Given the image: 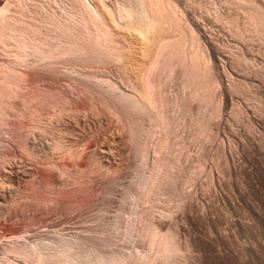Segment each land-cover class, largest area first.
<instances>
[{"label": "bare ground", "instance_id": "bare-ground-1", "mask_svg": "<svg viewBox=\"0 0 264 264\" xmlns=\"http://www.w3.org/2000/svg\"><path fill=\"white\" fill-rule=\"evenodd\" d=\"M204 20L217 26L223 38L215 39L216 33ZM57 62L64 64V69L59 71ZM105 63L114 64L117 80L97 71V66ZM240 68L245 69L241 75L264 83V0H0V172L21 160L28 167L35 166L28 183L19 185L15 197L8 201L9 210L19 204L12 215L29 211L27 215L35 224L45 220L36 209L89 208L94 188L104 193L115 186L120 167L112 163L115 168L107 157L109 162L103 160L91 141L65 122L68 117L77 123L79 116L86 118L89 113H103L122 123L126 143L138 161L125 189L132 193L136 186L138 198L145 203L134 209L135 217L125 227L134 231L138 240L132 247L109 246L113 241L110 236L118 233V217L106 222V235L101 233V237L93 235L99 228L90 235L87 227V235L59 232L28 238L29 232H23L26 237L16 230L32 222L27 219L29 223L19 221L15 228L5 224L2 230L0 226V264H188L189 257L183 252L188 243L179 238L176 228H165L158 221L170 215L171 207L182 206L186 186L206 169L202 167L205 141L210 142L218 132L222 105L231 102L230 113L238 119L243 109L232 100L236 94L256 102L255 110L264 114V94H258L255 90L259 87H252L248 79L234 76ZM170 82H176L174 92L168 88ZM261 90L258 92L263 93ZM251 124H246L247 130ZM179 125L187 127L188 141L205 144L200 145L203 149L199 146L201 153L188 156L185 163L173 147L178 144L179 149L187 150V140L184 135L177 142L171 137ZM151 145H155L153 157H149ZM84 175L94 185H87ZM69 181L74 185L65 187ZM2 182L0 179V185ZM160 196H164L166 207L156 210L154 202L159 203L155 200ZM155 215L160 217L158 221Z\"/></svg>", "mask_w": 264, "mask_h": 264}, {"label": "rangeland", "instance_id": "rangeland-1", "mask_svg": "<svg viewBox=\"0 0 264 264\" xmlns=\"http://www.w3.org/2000/svg\"><path fill=\"white\" fill-rule=\"evenodd\" d=\"M204 22L206 24L205 20H204ZM206 26L208 28H211V30L214 33H216L213 35V37H215V39H216V37L219 40H220V38L221 39L223 38V36H221L222 32L219 30V28L217 26H210L208 23L206 24ZM217 34H219V35H217ZM252 58H256L257 61L262 62V58H260L258 56L253 55ZM225 60H227V59L223 57V62L226 63ZM59 64H60V62L59 63L57 62L56 67L59 71H61V68L64 69L63 68L64 64H62V63L60 65ZM105 64H106V66H105ZM105 64H103V65L101 64L102 66H97V69H98L97 71H99V73H100V71H102L105 75H107V76L110 75L111 79L117 80L118 79L117 72H116L117 69H116V67L113 66L114 64H108V63H105ZM219 64H221V63L219 62ZM61 65H62V67H61ZM105 69H106V71H105ZM242 70H245V69H242ZM242 70H241V68L239 70H237L236 73L234 74V76L236 75L235 77L245 79V80L248 79V81H251L249 83L252 84V87H253V84H255L259 87V88H257L258 90L262 89L261 92H263V93H260V92H258V90H255L258 94H264V83H262L261 81L256 79L254 76L249 77V76H244L242 74L243 77H245V78H243L241 73H240V72H242ZM114 77H115V79H114ZM253 80H255V81H253ZM60 82L63 83L62 81H60ZM60 82H57L56 84L58 85ZM61 83H60V85H61ZM175 83L170 82L168 84V88H169V90H171V92H172V90H173V92L176 90V88H175L176 84ZM170 84H172V85H170ZM259 85H261V86H259ZM257 86H255V87H257ZM170 88H172V89H170ZM220 89H221V91L223 90L222 85H220ZM222 92H224V91H222ZM232 96H231L232 100H234L233 102H235L236 105H239L240 107L239 106L238 107L241 108V110L243 109L242 110L243 116L241 115L242 117L240 116L238 119H235L232 117V115L230 113L231 102L228 105H225V106L222 105V108H221L220 114H219V118H218L219 123L221 125L218 126V132H217L216 136L214 137L215 139L213 138L215 141L213 139H211L210 142H209V140H207V141L204 140L205 144L208 143L206 146H205L204 142H202L205 146L204 148H207L206 153L204 154L205 156L203 157L204 160L202 159L203 160L202 167L204 165H205L204 167H206V169H203L205 172L204 171H203V173L201 172L200 176L198 174L197 177H195V179L193 180V182H191L192 184L190 183L191 185L189 184L188 186H186L185 191H183V195H184V193H185V195H184V198L182 199V206L180 208H177V209H180L179 211H177V209L175 207H171V210L172 209L173 210L171 211L169 216L163 218L165 220H163L162 218L160 219V217H159L160 221H158L159 220L158 216L157 215L154 216L156 218V221H158V222L162 221L161 226H163L165 228H171V227L176 228L179 231V232L177 231L178 236H180L179 238H181V240H185L186 243H188L189 246L187 245L186 249L188 250L190 248L189 251L187 252L186 249H185V251L183 250V252L185 254L187 253L186 255L189 257V258L187 257L188 260L186 262L188 264H264V139H263L264 138V114L259 113V111L257 109L255 110V107H254L255 105H253V104L256 102L244 100L241 96L236 95V94H233ZM231 97H230V99H231ZM263 108H264V105H263ZM263 113H264V111H263ZM91 114L90 113L87 114L88 118L87 117L83 118V116H79L77 119V123L74 122V119L68 118V117H67L65 122L66 123H68V122L72 123L71 125L73 127H75V129H76L75 131H77L76 133H78V134L82 133L83 135H85L86 138L89 139V141H91V143L93 144L92 148L96 147L97 151L99 153H101L102 159L103 158L106 159V160L105 159H103V160H105L107 162H109L108 160H110L111 164L113 163L117 168L120 167L117 169V172L115 173V177L117 175L119 176V177L117 176L115 181L117 180V182H120V183L115 182V184H114L115 186L112 185V186H110V188H107L106 191L104 192V193H106L108 191L106 193V195L104 193H100V191L98 189L96 190L97 187L94 188V190H93L94 195H92V197H91V201L88 205L89 208L88 207L85 208V205L84 206L80 205L81 207L77 206L78 208L75 207L76 209L75 208L70 209V210L66 209V211H65V209L62 211H56V210L50 211L51 209H47V208L36 209V212H38L39 218L42 219V216H43V219L45 218V220L40 221L41 223L36 222L34 224V222L30 219V216L27 215V214H29V211H23L24 213L21 212L20 215L16 214L17 216L16 215L14 216V214L12 215V213L15 212V210L16 211L19 210V204H14L15 208L13 207L12 210H9L10 203H8V201H9V199H12L13 197H15V193H16L18 187L22 186L24 183H25L24 185H26L28 183V180L31 176V173H33V171L35 169V166H29L28 167L27 162L24 160L19 161V163L17 162V165L14 167L13 166H9V167L4 166V168L0 172V177H1L0 179L3 181L0 185V188H1L0 189V226L6 227L5 224H9V225L11 224L10 226H13V228H15L19 225V223H18L19 221H22L24 223L30 219L32 222L29 223V221H30L29 220L28 221L29 224L27 223L28 224L27 226L25 225L26 224L25 223L23 225L24 226L23 228H16V230L20 231V233H22V234H24V233L26 234L27 232H29L28 234H30V235L27 234L29 237L24 234L28 238H34V237L35 238H42L44 236L46 237L47 234L49 236H52L53 234L55 235L59 232H62V233L65 232L64 234H69V235H73V236L78 235L80 233H83V235H87L86 231L88 229L91 230V231L88 230V234L91 235L92 234L91 232L99 231L98 228L100 229V231L97 232L96 234L93 233V235L94 236L95 235L100 236L99 234H101V233H102V235L103 234L106 235V233H105L106 231L103 230L106 227V222H108V220L109 221L118 220L117 219V217H118L120 219L118 220L119 223H118V226H117L118 228L116 229V231L119 234L116 231H114L117 234H114V235L112 234V236H110V238H112L113 241L116 239L117 240L115 242L110 240L111 243L109 244V246L113 245L114 247L120 246V247L128 248V247H132L133 245H135V243L138 244V242L135 241V239H136L135 234L132 235L134 233V231L131 230L132 232L131 231L128 232V230H126V229L129 227L128 222H130L129 224H131L130 220L134 219V217H135V216L133 217V215L135 214L134 209L136 208L135 210H137V209L139 210V208H141V206H143V204H145V203L144 202L142 203V200L140 198H138V195H139L138 192L139 191H138V188L136 186H134L135 188H132L133 194L127 193L126 189H125V186H126L127 182L129 181V177H131L133 175L135 167L138 164L137 157L130 150L129 143H126L128 141L124 137L125 132H124V129L122 127V123L119 120L112 119L113 121H111V118H109L107 115H104L103 113H100V114L97 113L98 115H96V113H93L92 116H91ZM247 121L250 124L252 123L251 124V126H252L251 130H247V127H246V124L248 123ZM184 125H185V123H184ZM254 127H255V131H254ZM178 128L180 131L178 130ZM178 128L176 129V131H174V133L176 132L177 135L174 134V137L171 136L172 140L176 139L175 142H177V141H179V137H181L182 140L184 137V140H187V143H185V145L188 144L189 150L184 149L185 147L183 149H179L180 147L178 144L174 145L173 149H175V147H177L174 153L177 152L178 158H180V160L183 159V162L185 163L186 162L185 158H188V156H192V154L196 155L198 153V151H201L203 148H202V146H200L202 143L199 144V142L193 141V143H194L193 144L192 141L191 142L188 141L189 138H187L188 134H186V133H189V132L187 131L186 126L179 125ZM177 130H178V133H177ZM252 134H254V135H252ZM92 141H94V142H92ZM211 141H213V142H211ZM39 142H42V139L39 140ZM190 144H192V145H190ZM208 145H210V148ZM154 146L155 145H151V147H150L149 157H153L154 153H153L152 149L154 150V148H155ZM192 147H193V150L191 149ZM92 148H91V150H93ZM186 148H187V145H186ZM178 152H180L181 154ZM199 153H201V152H199ZM106 157L108 158V160ZM151 160L152 159L150 158L149 161H151ZM204 161H206V162H204ZM212 170H213V173H212ZM218 170L221 172L219 173ZM224 171L226 174L224 173ZM236 171H240V172H236ZM207 172L208 173L210 172V174H209L210 180L208 178L209 176H206ZM119 173L121 176L119 175ZM212 176L214 178H212ZM83 177H85L84 181L86 180L85 181L86 184L87 183L91 184V182L93 181V180L91 181L89 176L84 175ZM89 179H90V181H88ZM241 182H243V183H241ZM193 183H195L194 184L195 186L193 185ZM200 183H201V185H200ZM229 183H231V184H229ZM65 184H64V186L68 187V188H70L71 186L74 185V183L72 184L70 181L66 185ZM90 184H89V186H91ZM92 184L94 185V182H92ZM123 184H125V185H123ZM226 184L228 185V187ZM210 186H212V187H210ZM204 188H207V189H204ZM209 188L211 189V191ZM240 188H241V190H240ZM123 189L125 192L123 191ZM260 190H261V192H260ZM203 191H204V193H203ZM225 192H227V193H225ZM136 193H137V195H136ZM103 194H104L105 199L103 198ZM214 194L216 197L213 196ZM129 195H131V196H129ZM187 195H189V196H187ZM127 196H129V197H127ZM247 196H248V198H247ZM162 197H164V196H162ZM162 197L160 196L157 200H155L157 202L159 201V203L154 202V208L156 210H159V207H163L164 209L166 207L165 206L166 201L163 200L165 198H162ZM212 198H214V199L212 200ZM92 199H94V200H92ZM26 200L27 199L25 198V201ZM124 200H126L127 202L125 203ZM138 200H140V201H138ZM160 200H161V203H160ZM252 200H253V203H250V202H252ZM22 201H24V199H22ZM191 201H193V202H191ZM218 201L220 204L218 203ZM232 202H234V204H232ZM94 203H100V204H94ZM163 203H164V205H163ZM227 203H228V205H227ZM104 204H106V206ZM215 204H217V205H215ZM225 204L227 205V207ZM122 205L125 206V208ZM258 205L259 206L261 205L260 209H259ZM184 206H186L184 209L185 212L183 211ZM192 206H193V208H192ZM233 206L235 207V210H234ZM236 206H237V208H236ZM106 207H108V208H106ZM137 207H139V208H137ZM220 207H221V209H220ZM104 208H106V209H104ZM174 208H175V210H174ZM226 208H228V210ZM80 209L83 211H81ZM37 210H39V211H37ZM47 210H48V212H47ZM75 210H77V212ZM131 210H133V211H131ZM160 210H161V208H160ZM225 210H227V211H225ZM257 210L259 213L257 212ZM25 212H28V213H25ZM225 212H227V214ZM74 213H75V215H74ZM99 213H100V215H99ZM249 213H250V215H249ZM23 214H25V215H23ZM71 214H73V215H71ZM231 214H232V216H231ZM21 215H23V216H21ZM123 215H126V216L124 217ZM238 215H239V217H238ZM49 216H51V217H49ZM101 216H104V217H101ZM114 216H116V217H114ZM91 217H94V218H91ZM105 217H106V219H105ZM230 217H231V219H230ZM65 218H66V220H65ZM114 218H116V219H114ZM16 219H18V220L16 221ZM171 219H172V221H171ZM73 220H74V222H73ZM104 220H106V221L104 222ZM122 220H124L125 222ZM99 221H102L101 223L104 222L103 225ZM120 221H122L123 224H121ZM262 221H263V223H262ZM97 223H98L99 227L97 226ZM163 224H166V225H163ZM101 225L104 226V228H102ZM123 225H124V227H123ZM127 225H128V227H127ZM5 227L1 228V229L4 230ZM87 227H88V229H87ZM125 227H127V228L125 229ZM1 229H0V231H2ZM81 229H83V230H81ZM84 229L86 231H84ZM92 229L93 230L96 229V230L93 231ZM121 230H123V231L121 232ZM125 230L129 234H126ZM249 230H250V233H248ZM101 231H104V232H101ZM54 232H56V233H54ZM84 232H85V234H84ZM180 233H181V235H180ZM40 234H41V236H40ZM105 235H103V236H105ZM115 235H118L120 238L118 236H115ZM0 236H1V233H0ZM113 236H115V237H113ZM126 237H128V239ZM184 237H187L188 239L184 238ZM113 238H115V239H113ZM224 238H226V239H224ZM217 240H218V242H216ZM117 242L118 243L120 242V243L118 244ZM130 242H131V244H130ZM115 244H118V245H115ZM252 245H254V246L252 247ZM241 247H243V248H241ZM192 248H194V250ZM257 248H259V250ZM190 250H192V251H190ZM225 253H227V254H225ZM256 253H257V255H256ZM258 254H259V256H258ZM246 256H247V258H246ZM190 259H191V261H190ZM200 259H202V260H200ZM258 260H259V262H258ZM246 261H249V262L246 263Z\"/></svg>", "mask_w": 264, "mask_h": 264}]
</instances>
